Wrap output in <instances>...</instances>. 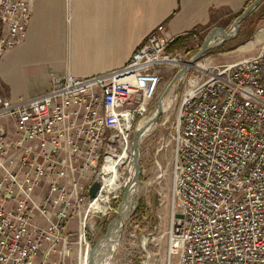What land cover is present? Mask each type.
Returning a JSON list of instances; mask_svg holds the SVG:
<instances>
[{
    "label": "built area",
    "instance_id": "built-area-1",
    "mask_svg": "<svg viewBox=\"0 0 264 264\" xmlns=\"http://www.w3.org/2000/svg\"><path fill=\"white\" fill-rule=\"evenodd\" d=\"M34 1L0 0V56L24 41ZM172 41L160 25L119 70L51 74L47 92L15 103L0 95V264H87V224L117 213L162 67L190 62L168 53ZM255 41V56L192 66L178 124L160 138L158 154L174 145L167 235L177 264H264V27Z\"/></svg>",
    "mask_w": 264,
    "mask_h": 264
},
{
    "label": "crops",
    "instance_id": "crops-1",
    "mask_svg": "<svg viewBox=\"0 0 264 264\" xmlns=\"http://www.w3.org/2000/svg\"><path fill=\"white\" fill-rule=\"evenodd\" d=\"M251 1L35 0L24 41L0 56V95L15 103L47 92L51 74L89 78L119 70L158 26L173 40L198 39Z\"/></svg>",
    "mask_w": 264,
    "mask_h": 264
},
{
    "label": "rangeland",
    "instance_id": "rangeland-1",
    "mask_svg": "<svg viewBox=\"0 0 264 264\" xmlns=\"http://www.w3.org/2000/svg\"><path fill=\"white\" fill-rule=\"evenodd\" d=\"M236 18L227 19V26L223 24L224 22H221L219 27L224 28L228 33L232 32ZM263 27L264 0L240 23L236 37L214 46L197 63L204 67L222 66L255 56L262 45L261 41H255L256 35ZM209 30L204 31L198 39H190L186 43L185 49L176 51L174 55L184 61L191 60L201 48L209 34ZM214 37L219 38L218 36ZM181 68H183L181 64L162 67V83L155 106L164 89L170 83H172V87L164 101L173 100L168 109H163L157 122L148 130L140 143V189L135 199L137 209L125 226L119 247L111 264H177L176 257L169 260L167 235L172 218L171 162L174 145L172 143L167 150L159 154L157 150L161 145L160 138L167 142L170 139L171 131L178 124L179 108L186 87L187 75L185 74L179 81L174 80L173 82V79ZM187 74L190 77L191 72ZM173 95H175L174 98ZM149 119L150 116L147 123ZM143 125L145 124L140 125L139 128L144 127ZM160 169L165 172L161 178H159ZM122 195L120 196L118 208L122 202ZM138 210H140L139 214L134 216ZM116 216L117 213L100 215L93 217L91 223L87 224V233L91 239L92 248L90 256L97 242L106 234ZM72 221L74 224H71V231L76 233L79 227L75 219H72ZM70 264H77V262H71Z\"/></svg>",
    "mask_w": 264,
    "mask_h": 264
},
{
    "label": "water",
    "instance_id": "water-1",
    "mask_svg": "<svg viewBox=\"0 0 264 264\" xmlns=\"http://www.w3.org/2000/svg\"><path fill=\"white\" fill-rule=\"evenodd\" d=\"M263 0H254L252 4L248 6V8L236 18L234 22V29L232 32L228 33L223 28H214L212 29L206 39L204 40L201 48L198 52L191 58L190 62L183 68H181L177 74L175 75L174 80H180L187 72H189L199 59L208 52L211 48L216 45H210V40L214 36H219L221 38V42H224L229 39H233L238 35V30L240 23L244 20V18ZM218 43V44H220ZM172 87V83L168 84L163 94L161 95L156 107L151 113L150 119L147 123L146 128H138L136 129L134 136L132 138L131 143V160L129 164V169L127 173V178L124 183L122 202L118 208L117 216L115 220L110 224L106 234L97 242L92 254L90 256L89 264H111L113 257L119 247L123 231L128 220L133 216L137 209V203L135 201L139 189V178L141 173V148L140 143L147 133V131L154 126L157 122L161 112L163 111V101L167 97L170 89ZM99 183L95 182L90 189V197L94 198L97 191L99 190ZM133 191V192H131ZM133 204V205H132ZM132 205V206H131Z\"/></svg>",
    "mask_w": 264,
    "mask_h": 264
},
{
    "label": "trees",
    "instance_id": "trees-1",
    "mask_svg": "<svg viewBox=\"0 0 264 264\" xmlns=\"http://www.w3.org/2000/svg\"><path fill=\"white\" fill-rule=\"evenodd\" d=\"M254 0H252L250 3H248L247 5H246V7L238 14V16H240L247 8H248V6L250 5V4H252V2H253ZM237 16V17H238ZM250 37V36H249ZM248 37V38H249ZM192 38V34H190V35H186V36H180V37H177V38H175L170 44H169V46H168V48H167V51H168V53H171V54H174L176 51H179V50H183V49H185V47H186V43L190 40ZM139 211L140 210H138L137 212H136V214L134 215V216H137L138 214H139Z\"/></svg>",
    "mask_w": 264,
    "mask_h": 264
},
{
    "label": "bare ground",
    "instance_id": "bare-ground-1",
    "mask_svg": "<svg viewBox=\"0 0 264 264\" xmlns=\"http://www.w3.org/2000/svg\"><path fill=\"white\" fill-rule=\"evenodd\" d=\"M219 37V36H218ZM220 41H221V38L219 37V38H216V39H213V40H210V45H218V43H220ZM202 66V65H201ZM173 90V89H172ZM174 91V90H173ZM174 96L175 95H173V98H174ZM172 100L173 99H171V100H169V101H163V102H165L164 104H163V108L162 109H164V110H166V109H168L169 107H170V105H171V102H172ZM144 127H142V128H146L147 127V123L145 124V125H143ZM146 126V127H145ZM147 133H148V131H147ZM146 133V134H147ZM146 134H145V136H146ZM126 181V180H125ZM125 181H124V183H125ZM131 192H133V191H131ZM146 241V240H145ZM146 243H147V241H146ZM146 245V244H145ZM90 263V258H88V262H87V264H89Z\"/></svg>",
    "mask_w": 264,
    "mask_h": 264
}]
</instances>
